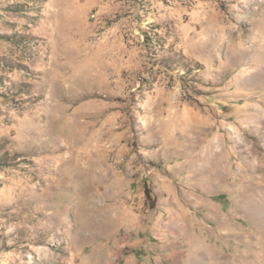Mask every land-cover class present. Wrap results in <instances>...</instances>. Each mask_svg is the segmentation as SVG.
I'll list each match as a JSON object with an SVG mask.
<instances>
[{
  "label": "rangeland",
  "instance_id": "rangeland-1",
  "mask_svg": "<svg viewBox=\"0 0 264 264\" xmlns=\"http://www.w3.org/2000/svg\"><path fill=\"white\" fill-rule=\"evenodd\" d=\"M0 264H264V0H0Z\"/></svg>",
  "mask_w": 264,
  "mask_h": 264
},
{
  "label": "bare ground",
  "instance_id": "bare-ground-1",
  "mask_svg": "<svg viewBox=\"0 0 264 264\" xmlns=\"http://www.w3.org/2000/svg\"><path fill=\"white\" fill-rule=\"evenodd\" d=\"M262 39H263V38H262ZM241 46H242V45H241ZM76 163H77V162H76ZM81 165H82V164H81ZM77 166L79 167V165H77ZM82 167H83V166H82ZM82 167H81V168H82ZM99 203H100V202H99ZM95 209H98V206H96Z\"/></svg>",
  "mask_w": 264,
  "mask_h": 264
}]
</instances>
